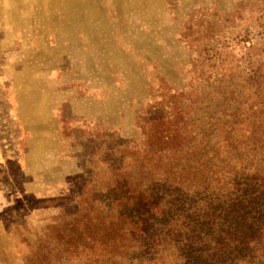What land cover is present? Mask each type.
<instances>
[{
  "label": "trees",
  "instance_id": "1",
  "mask_svg": "<svg viewBox=\"0 0 264 264\" xmlns=\"http://www.w3.org/2000/svg\"><path fill=\"white\" fill-rule=\"evenodd\" d=\"M247 3L253 29L190 16L186 89L160 83L138 140L116 135L42 199L46 226L13 224L21 264H264V0Z\"/></svg>",
  "mask_w": 264,
  "mask_h": 264
},
{
  "label": "rangeland",
  "instance_id": "2",
  "mask_svg": "<svg viewBox=\"0 0 264 264\" xmlns=\"http://www.w3.org/2000/svg\"><path fill=\"white\" fill-rule=\"evenodd\" d=\"M247 1L0 0V264H21L13 224L38 232L56 214L42 199L67 196L116 135L140 138L160 83L186 89L190 16L253 29Z\"/></svg>",
  "mask_w": 264,
  "mask_h": 264
}]
</instances>
